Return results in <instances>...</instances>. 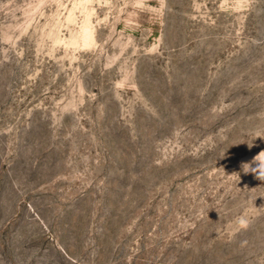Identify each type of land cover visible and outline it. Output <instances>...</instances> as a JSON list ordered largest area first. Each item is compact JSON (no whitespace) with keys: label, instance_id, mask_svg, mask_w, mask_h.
<instances>
[{"label":"rangeland","instance_id":"374dc122","mask_svg":"<svg viewBox=\"0 0 264 264\" xmlns=\"http://www.w3.org/2000/svg\"><path fill=\"white\" fill-rule=\"evenodd\" d=\"M261 152L264 0H0V264H264Z\"/></svg>","mask_w":264,"mask_h":264},{"label":"clouds","instance_id":"9594fccd","mask_svg":"<svg viewBox=\"0 0 264 264\" xmlns=\"http://www.w3.org/2000/svg\"><path fill=\"white\" fill-rule=\"evenodd\" d=\"M254 159L256 162H258V166L256 168H251L250 165L244 164L243 169L246 173L249 171L254 172L257 176V179L264 180V152H261Z\"/></svg>","mask_w":264,"mask_h":264}]
</instances>
